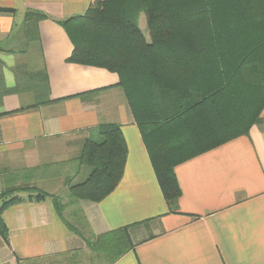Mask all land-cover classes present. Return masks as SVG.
Returning a JSON list of instances; mask_svg holds the SVG:
<instances>
[{
    "label": "crops",
    "instance_id": "0c3cea01",
    "mask_svg": "<svg viewBox=\"0 0 264 264\" xmlns=\"http://www.w3.org/2000/svg\"><path fill=\"white\" fill-rule=\"evenodd\" d=\"M93 1L0 0V10L14 11L0 13V114L15 111L0 116L2 192L34 187L59 196L66 190V176L78 175L76 158L82 143L94 138L92 130L103 124L116 125L127 149L118 186L99 203L67 204L65 221L77 218L75 223L80 225L82 215L86 227L68 223L85 239L128 227L133 248L113 264H264V86L258 80L245 84L240 78L239 85L226 92L224 74L210 77L207 66L198 71L187 65L186 73L173 79L171 93H181L185 87L184 97L173 101L199 102L204 120L210 111L215 113L216 124L210 130H219L217 113L247 120L258 115V122L246 136L174 168L180 197L172 212L128 102L117 86L118 76L66 62L73 47L52 20L82 16ZM27 11L52 19L37 25L38 58L30 65L32 70L28 69L34 75L44 66L50 103L29 109L34 103L31 95L4 94L14 86L16 67L26 66L16 39L25 40L21 25ZM137 25L149 42L143 15ZM212 81L217 85L212 90L215 96L209 94ZM74 180L70 185L82 179ZM47 185H53L51 191ZM14 195L26 199L28 193ZM1 218L7 240L0 236V264H82L77 257L88 248L65 226L50 200L12 205ZM95 260L105 261V257L96 255Z\"/></svg>",
    "mask_w": 264,
    "mask_h": 264
},
{
    "label": "trees",
    "instance_id": "16d2710c",
    "mask_svg": "<svg viewBox=\"0 0 264 264\" xmlns=\"http://www.w3.org/2000/svg\"><path fill=\"white\" fill-rule=\"evenodd\" d=\"M0 13L14 11L0 10ZM140 15L146 20L149 42L138 28ZM43 20L52 19L37 11L25 13L22 30L29 46H38L37 25ZM52 21L64 30L72 44L67 63L104 69L118 76L117 86L128 102L162 195L172 212L180 197L174 168L211 148L246 136L258 122V115L247 120L217 113L222 132L210 130L216 124L215 113L210 111L204 120L199 102L171 99L184 97L185 87L181 93L170 90L175 88L173 79L182 77L187 65L198 71L207 66L210 77L217 72L224 74L226 92L234 90L240 78L245 84L258 80L264 86V0H95L82 16ZM16 68L14 86L5 89L4 94L31 95L34 103L26 109L50 103L44 66L34 75L26 66ZM213 89L217 85L212 81L210 95ZM209 94L207 91L206 96ZM12 113L15 111L0 116ZM92 132L94 138L82 143L76 158L82 180L68 186L65 206L58 196L34 187L1 193L3 240H7V230L1 214L6 208L48 199L65 226L82 238L91 253L105 257L106 264H113L133 248L128 227L89 240L63 219L67 204L99 203L121 180L127 149L120 128L103 124ZM19 192H27V198L14 195ZM79 219L86 227L82 215Z\"/></svg>",
    "mask_w": 264,
    "mask_h": 264
},
{
    "label": "rangeland",
    "instance_id": "374dc122",
    "mask_svg": "<svg viewBox=\"0 0 264 264\" xmlns=\"http://www.w3.org/2000/svg\"><path fill=\"white\" fill-rule=\"evenodd\" d=\"M19 31L21 32V27H20ZM19 31H17V34H15L16 36L20 35V34H18ZM16 44H17V46L22 48L21 49V53L23 54V56L20 57L21 60L25 63V65H26V67L28 69L32 70V67L30 65L35 64L36 61H37L36 59L38 58V53H37V50L35 49V44H32V45H30V47H27V42H25V40H23V39H21V40L20 39H16ZM22 95H24V94H22ZM25 95H27V94L25 93ZM83 170L89 172V169H87V168H83ZM74 179L80 180L81 179V174H78L76 176V178L75 177L74 178H68L66 176V179L64 180L65 181L64 187H66V190L64 192L65 194L64 193H60V195L58 196L61 201H65V202H63L64 206L67 203V200H65V197L67 195V193H66L67 188L73 182ZM46 188H47L48 191H51L52 188H53V185H47ZM65 218H68V216L65 215ZM75 219H77V218H73L72 220L68 218V222H71L73 225L77 226L78 228L79 227L80 228H84L83 225H81V224L79 225V224L75 223ZM88 239L90 240V237ZM93 255H94L93 253L91 254V252L87 250L86 252L80 254L77 258L82 261V264H105L104 260L96 261L95 260V256L96 255H94V256ZM48 262H50V261H48ZM39 264H41V263H39Z\"/></svg>",
    "mask_w": 264,
    "mask_h": 264
},
{
    "label": "built area",
    "instance_id": "2783aa9c",
    "mask_svg": "<svg viewBox=\"0 0 264 264\" xmlns=\"http://www.w3.org/2000/svg\"><path fill=\"white\" fill-rule=\"evenodd\" d=\"M1 193H2V187H1V182H0V195H1Z\"/></svg>",
    "mask_w": 264,
    "mask_h": 264
}]
</instances>
